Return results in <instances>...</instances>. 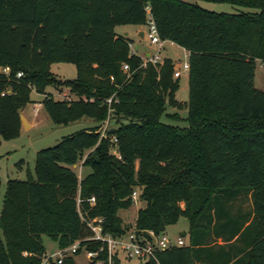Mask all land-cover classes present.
<instances>
[{
    "label": "trees",
    "instance_id": "16d2710c",
    "mask_svg": "<svg viewBox=\"0 0 264 264\" xmlns=\"http://www.w3.org/2000/svg\"><path fill=\"white\" fill-rule=\"evenodd\" d=\"M204 1L258 11L215 12L186 0H0V68L10 67L9 75L0 71V143L20 136V111L34 90L54 123L97 122L39 150L35 175L8 180L0 264H40L43 235L67 247L92 235L85 220L103 218L104 231L126 233L133 226L120 211L134 204V191L145 203L138 229L162 234L181 217L189 221L184 245L137 264H264V90L255 85L264 0ZM147 6L160 37L189 52L185 102L174 60L143 67L132 40L116 32L146 25ZM55 62L75 63L77 75L59 79ZM58 83L75 98L55 97L49 87ZM109 112L129 119L103 136ZM87 151L83 165L92 170L80 178L75 165ZM79 254L61 264H79Z\"/></svg>",
    "mask_w": 264,
    "mask_h": 264
},
{
    "label": "rangeland",
    "instance_id": "374dc122",
    "mask_svg": "<svg viewBox=\"0 0 264 264\" xmlns=\"http://www.w3.org/2000/svg\"><path fill=\"white\" fill-rule=\"evenodd\" d=\"M198 3L201 7L215 11V12H227V13H237V12H255L258 11L256 8L242 7L233 5L230 3H218V2H207L202 0H186ZM138 27L134 25L122 24L116 26V31L123 33L125 30L131 32V36L134 38V49H137L139 44V38L136 34V29ZM148 47L153 52L157 51V46L150 44V41L146 40ZM144 45V43H142ZM169 56L174 59L175 67L182 66L183 62L187 60L185 52L180 46L171 44L169 41L165 42L164 49L161 52V57ZM51 71H53L57 77L61 80L74 78L77 75V66L75 63L68 62H55L51 64ZM255 85L257 88L264 90V61L258 60ZM54 96L57 98H75L74 94L70 90L62 86L61 84H56L54 87H49ZM42 94V93H41ZM31 102L20 111V116H23L26 125L22 121V132L19 137L11 140H3L0 143V177H1V198H0V211L2 208V198L6 191L7 182L10 179H26L29 173L35 175V160L37 152L43 148L53 146L58 143L64 136L71 134L83 128L91 127L96 125V121L84 117L80 120L71 122L69 124H56L54 123L44 109H40L37 91L34 90L31 94ZM189 89L186 83L185 77L181 79V87L177 92V98L180 100H188ZM33 106V114L37 117H41V122L38 126L31 127L28 112L31 110V104ZM167 113L174 114L177 113L179 118H184L187 116V111L185 108L179 109L176 107H167ZM129 118L125 116H113L112 112H109V116L105 121L100 124V130L107 136V130L111 128H117L120 123H126ZM163 121L186 125V121H177L178 119H172L171 117L163 116ZM22 120V119H21ZM180 120V119H179ZM112 141L116 142L115 136H112ZM117 147L113 145L111 151L116 152ZM90 151L85 152L80 165L83 166V160L88 157ZM80 176L86 175L91 172L92 168L86 166L85 169L75 167ZM145 203L143 201H138L134 203L130 208L122 209L120 215L123 217V222L128 226H134L137 218L138 209ZM189 230V221L186 217H181L177 224L169 227V235L173 240L181 236L187 241V235L184 236ZM168 233V232H166ZM43 243L46 247L47 253H55L58 251V243L50 238L48 235H43ZM76 261L79 264L88 263L87 258L84 254L76 256ZM136 260L127 261L123 260L122 264H137Z\"/></svg>",
    "mask_w": 264,
    "mask_h": 264
},
{
    "label": "built area",
    "instance_id": "2783aa9c",
    "mask_svg": "<svg viewBox=\"0 0 264 264\" xmlns=\"http://www.w3.org/2000/svg\"><path fill=\"white\" fill-rule=\"evenodd\" d=\"M147 11V29L146 37L152 45L157 46V51L150 53L149 56L143 58L142 66L146 67L148 63L157 64L163 61L161 52L164 49L165 42L157 30L156 24L151 14L150 6L146 7ZM172 42V41H171ZM131 46V44H130ZM189 56V53H188ZM123 70L131 76L130 67L127 63L123 64ZM189 70L188 60L184 61L182 66L175 67L174 77H181L184 71ZM0 71L6 75L10 74V67H1ZM23 73L19 72L17 75L21 76ZM65 98V97H64ZM70 99V97H66ZM110 102L111 99H108ZM104 136V133H102ZM134 203H138V192L134 191L132 194ZM91 203L95 202V197L90 198ZM103 218H95L85 220L86 225L92 230V235L76 240L71 245L59 248L55 253H45L42 256L40 264H61L68 256L84 254L88 262H95L97 264H112L115 258L121 260L137 262H145L151 258L156 257V253L160 250L166 249L172 245H184L185 240L179 236L173 240L168 233L157 234L153 230L143 231L138 229L135 225L127 229L123 234H112L104 231ZM96 246V249L90 246ZM106 254V256H104Z\"/></svg>",
    "mask_w": 264,
    "mask_h": 264
},
{
    "label": "crops",
    "instance_id": "0c3cea01",
    "mask_svg": "<svg viewBox=\"0 0 264 264\" xmlns=\"http://www.w3.org/2000/svg\"><path fill=\"white\" fill-rule=\"evenodd\" d=\"M202 1H204V0H202ZM189 2H191V1H189ZM207 2H210V1H207ZM218 3H220V2H218ZM134 26H137L138 28L136 29V34H137V36H138V38H139V44H138V47H137V49H134V43H135V40H134V38L131 36V32L129 31V30H125L123 33H120V32H117V33H119V34H123V35H126V36H128L131 40H132V42H131V49H132V52H134L135 54H137V55H139V56H141L142 58H144V57H146V56H149V54L150 53H153V51L150 49V47H148V45H147V43H146V40H148V38L146 37V29H147V26L146 25H134ZM149 41V40H148ZM171 44H173V45H176V46H178L177 44H175V43H173V42H171V41H169ZM142 43H144V45L142 44ZM151 44V43H150ZM182 48V47H181ZM183 49V51L185 52V55H186V57H187V60H188V51L185 49V48H182ZM165 57H169V56H165ZM165 57H163V58H165ZM173 59V58H172ZM174 60V59H173ZM176 67H177V65H176ZM182 77H185V80H186V83H187V85H188V71H184L183 72V74H182V76H181V79H182ZM181 87V86H180ZM49 91H52L51 89H49ZM53 92V91H52ZM37 94H38V99L40 100V102H39V105H40V109H44V107H43V104H42V99H43V94H41V93H39V92H37ZM54 94V93H53ZM180 100V99H179ZM180 101H182V102H185V101H187V100H180ZM33 106H34V103L33 104H31V110L27 113L28 114V116H29V121H30V126L31 127H34V126H38L39 124H40V122H41V117L40 118H37L34 114H33ZM22 130H23V128L21 129V132H22ZM80 164H82V163H79V164H77V165H75V167H78V168H82V170H83V168L85 169V167L87 166V165H80ZM85 175V174H84ZM84 175H82V176H80L79 175V177L80 178H82ZM175 225V224H174ZM170 226H172V225H170ZM170 226H168L167 227V229H166V231L168 232V234H169V227ZM186 242V241H185ZM75 259H76V257H75ZM78 263V262H77ZM87 264V263H86Z\"/></svg>",
    "mask_w": 264,
    "mask_h": 264
},
{
    "label": "water",
    "instance_id": "95a60500",
    "mask_svg": "<svg viewBox=\"0 0 264 264\" xmlns=\"http://www.w3.org/2000/svg\"><path fill=\"white\" fill-rule=\"evenodd\" d=\"M21 119H22V121H23L24 125H26L27 123H26V121H25V119H24V117H23V116H21Z\"/></svg>",
    "mask_w": 264,
    "mask_h": 264
}]
</instances>
